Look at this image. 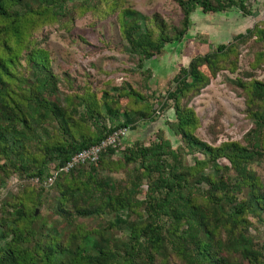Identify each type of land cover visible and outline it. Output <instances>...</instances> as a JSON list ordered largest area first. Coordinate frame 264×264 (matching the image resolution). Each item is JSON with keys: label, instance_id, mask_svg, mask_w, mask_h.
<instances>
[{"label": "trees", "instance_id": "obj_1", "mask_svg": "<svg viewBox=\"0 0 264 264\" xmlns=\"http://www.w3.org/2000/svg\"><path fill=\"white\" fill-rule=\"evenodd\" d=\"M68 1L0 0V190L13 175L22 179L0 193V264H264V230L256 226L264 223V180L253 168L264 162V79L246 72L235 80L253 122L240 140L201 139L189 105L218 73L238 69L240 45L249 40L260 46L251 66H264V24L192 57L152 109L128 82L100 95L71 85L63 95L65 79L37 32L91 7L103 15L118 10L121 37L142 67L188 37L198 8L250 15L246 0H175L179 25L119 0ZM169 110L152 140L127 143L138 121ZM120 127L127 135L97 162L44 185L74 154Z\"/></svg>", "mask_w": 264, "mask_h": 264}, {"label": "rangeland", "instance_id": "obj_2", "mask_svg": "<svg viewBox=\"0 0 264 264\" xmlns=\"http://www.w3.org/2000/svg\"><path fill=\"white\" fill-rule=\"evenodd\" d=\"M82 1L84 0H70L68 5L79 6ZM89 1L94 4L97 0ZM246 1L252 10L250 15H244L237 9L206 14L198 8L192 14L188 37L179 45H168L162 55L144 60L142 67L138 56L128 50L121 37L118 10L103 15L94 12V7H91L84 13L75 14L74 20L65 21L63 25L54 23L45 26L36 35L39 40L46 37L42 46L49 49L55 72L65 79L61 86L63 95L71 91V85L73 88L89 87L100 95L102 90L128 82L151 102L153 109L158 108L155 98L166 95L173 76L192 57L213 50L220 43L232 41L235 35L245 32L256 23L264 24V0ZM118 2L120 7L130 6L149 16L159 13L169 25H179L183 17L175 0ZM259 48L253 39L240 45L238 69L235 72L221 71L199 95L191 99L189 105L199 119L196 134L201 139L218 145L226 140L242 139L251 128L253 122L246 113L244 98L235 80L239 76H245L246 72L264 79V66H251L255 51ZM126 102L128 100L123 99V103ZM171 114L172 110H169L159 118L157 114L153 119L138 121L136 128L131 129L127 135V143L136 140L148 143ZM186 160L191 163L193 156L188 155ZM222 162L227 163L226 160ZM253 168L264 180V162L254 163ZM6 182V186L0 190L2 196L8 190L16 189L22 179L13 175ZM145 188L144 185L143 189ZM36 209L39 213L40 208ZM42 214L51 218L45 207ZM256 226L263 233L264 223L256 222Z\"/></svg>", "mask_w": 264, "mask_h": 264}, {"label": "built area", "instance_id": "obj_3", "mask_svg": "<svg viewBox=\"0 0 264 264\" xmlns=\"http://www.w3.org/2000/svg\"><path fill=\"white\" fill-rule=\"evenodd\" d=\"M128 133V127H120L114 130L98 143L74 154L62 167L54 170L43 182L44 185H50L54 182L58 173L61 171H69L78 164L86 162H97L101 153L108 146H115Z\"/></svg>", "mask_w": 264, "mask_h": 264}, {"label": "water", "instance_id": "obj_4", "mask_svg": "<svg viewBox=\"0 0 264 264\" xmlns=\"http://www.w3.org/2000/svg\"><path fill=\"white\" fill-rule=\"evenodd\" d=\"M35 214H38V209H36Z\"/></svg>", "mask_w": 264, "mask_h": 264}, {"label": "crops", "instance_id": "obj_5", "mask_svg": "<svg viewBox=\"0 0 264 264\" xmlns=\"http://www.w3.org/2000/svg\"><path fill=\"white\" fill-rule=\"evenodd\" d=\"M246 4H247V1H246ZM231 10H236L235 8L234 9H231ZM238 10V9H237Z\"/></svg>", "mask_w": 264, "mask_h": 264}]
</instances>
